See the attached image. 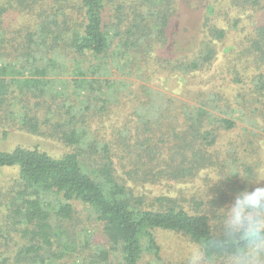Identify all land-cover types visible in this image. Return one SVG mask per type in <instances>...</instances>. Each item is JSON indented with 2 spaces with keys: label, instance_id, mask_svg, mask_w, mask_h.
<instances>
[{
  "label": "trees",
  "instance_id": "trees-1",
  "mask_svg": "<svg viewBox=\"0 0 264 264\" xmlns=\"http://www.w3.org/2000/svg\"><path fill=\"white\" fill-rule=\"evenodd\" d=\"M68 2L0 5L29 17L16 33L0 28V121L15 115L70 148L0 149V168H18L0 203L7 195L19 232L0 229V264L160 263L158 230L202 246L217 209L264 185V0L186 9L197 27L182 47V0H79L80 18ZM221 45H232L225 64ZM220 66V79L204 81ZM163 183L185 187H149Z\"/></svg>",
  "mask_w": 264,
  "mask_h": 264
},
{
  "label": "rangeland",
  "instance_id": "rangeland-1",
  "mask_svg": "<svg viewBox=\"0 0 264 264\" xmlns=\"http://www.w3.org/2000/svg\"><path fill=\"white\" fill-rule=\"evenodd\" d=\"M7 0H0V5H3ZM72 6H74V14L75 17H81V13L79 12V0H68ZM181 8L179 17L176 21V24L174 26V37L175 40L178 42L179 47L189 45V42L192 41L193 38V31L197 27V23H192L190 19V13L186 9H196L200 7L202 4L206 3V0H182L181 2ZM22 13L20 11H9L4 14L0 13V28L3 33H16L15 28H18L20 30H23L27 23L28 16H23L25 20L22 18ZM110 14V13H109ZM20 37V36H19ZM20 39H16V42ZM12 43H7L9 48L15 43L14 40H10ZM232 44V43H231ZM232 45L223 46L221 45V51H220V62H223L225 64L226 62V53L229 49H231ZM224 73V70L222 69V66L219 67L214 72L204 74L203 77H205V80L211 79V77L215 78L217 76L219 79L221 78V75ZM122 75V74H121ZM122 77L127 78L122 75ZM135 80H137L138 83L145 82V80L134 77ZM150 83V81H149ZM155 83H161L160 80L153 81L152 79V85H155ZM168 86L170 85L167 84ZM180 90V87L175 88V92H178ZM70 99V98H69ZM71 100V99H70ZM73 102V101H72ZM10 118L12 121L3 119L0 121V149L5 151H11L17 146H28V147H35L38 146L39 148L47 151L48 153L54 155V156H60L63 155L66 151H69L70 148L62 143H58L56 140L47 138L44 136H39L36 134H32L24 129H21L18 124H14L12 122L17 121L15 115H11ZM9 118V119H10ZM4 123V125H2ZM18 173L17 167H3L0 168V201L1 196L4 192H7L8 190L5 189V186L12 181L14 176H16ZM7 185V186H8ZM187 187L190 185H186ZM154 193H165V194H177L180 191L178 189L180 187H185V185L182 184H172V183H163L161 185H154L149 186ZM8 198L7 195H5L3 203H0V229L2 230L3 234L8 235V232L10 233L13 238L19 236V232L15 231L12 228V225L10 226L11 220L9 219V211H10V205L7 203ZM75 206L78 213V218L80 222L84 225H87L86 229L91 230L93 232L92 228L88 225H92L93 215L90 214L89 208L85 206L81 202H75ZM80 225V224H79ZM11 228L13 230H11ZM96 231V228L94 229ZM90 232V231H89ZM157 236L159 243L161 244L162 250H163V260L160 263H155L154 260L149 256L146 255L144 259L142 260L141 264H187V258L188 254L194 250L200 247L196 243H193L188 237L181 233H177L174 231L169 230H158ZM13 240H9V242H12ZM68 246L71 245L73 248L75 245L70 244L69 242H66ZM215 264H218L215 262Z\"/></svg>",
  "mask_w": 264,
  "mask_h": 264
},
{
  "label": "clouds",
  "instance_id": "clouds-1",
  "mask_svg": "<svg viewBox=\"0 0 264 264\" xmlns=\"http://www.w3.org/2000/svg\"><path fill=\"white\" fill-rule=\"evenodd\" d=\"M216 215L213 235L188 254L187 264H264V185L239 192Z\"/></svg>",
  "mask_w": 264,
  "mask_h": 264
}]
</instances>
